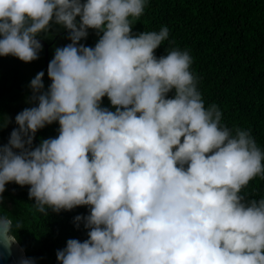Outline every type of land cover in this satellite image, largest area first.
<instances>
[{
	"label": "clouds",
	"instance_id": "clouds-1",
	"mask_svg": "<svg viewBox=\"0 0 264 264\" xmlns=\"http://www.w3.org/2000/svg\"><path fill=\"white\" fill-rule=\"evenodd\" d=\"M147 3L0 0V57L37 60V37L53 23L71 40L48 64V89L43 71L31 80L36 106L16 115L19 127L0 144V208L13 182L30 186L45 217L87 206L74 222L88 238L68 239L60 264H264V198L240 195L264 179V151L205 106L187 50L156 55L167 26L133 32ZM89 29L94 47L80 43ZM56 122L58 135L33 147ZM0 226L14 242L11 220L0 216Z\"/></svg>",
	"mask_w": 264,
	"mask_h": 264
},
{
	"label": "trees",
	"instance_id": "trees-1",
	"mask_svg": "<svg viewBox=\"0 0 264 264\" xmlns=\"http://www.w3.org/2000/svg\"><path fill=\"white\" fill-rule=\"evenodd\" d=\"M164 26L169 29V38L156 55H165V49L170 48L187 50L205 106L216 104L223 113L222 124L250 130L264 151V0H148L133 32H158ZM37 38L48 43L56 39L49 49V62L56 48L71 43L69 31L55 23ZM98 39L96 30L89 29L80 43L94 47ZM44 52L42 48L39 58L30 63L11 55L0 57V144L7 145L11 132L19 127L16 115L36 106L31 100V80L43 71L44 90L51 84ZM102 107L115 110L107 97ZM58 129V122L40 129L33 147L43 139L56 137ZM29 187L6 184L0 216L11 220L9 233L33 264H60L57 251L66 247L68 239L88 238L83 222L77 228L74 218L89 215V208L81 206L60 213L49 209L45 217L35 211ZM240 195L246 202L264 198V179L257 177ZM18 223L21 228H16Z\"/></svg>",
	"mask_w": 264,
	"mask_h": 264
},
{
	"label": "water",
	"instance_id": "water-1",
	"mask_svg": "<svg viewBox=\"0 0 264 264\" xmlns=\"http://www.w3.org/2000/svg\"><path fill=\"white\" fill-rule=\"evenodd\" d=\"M37 39L43 45L45 51L44 63L46 70H48L49 49L56 39L52 43H48L41 38ZM8 235H10L9 232ZM25 258H27V256L22 246L16 239L14 242L7 240L6 234L3 232V228L0 226V264H21V260Z\"/></svg>",
	"mask_w": 264,
	"mask_h": 264
}]
</instances>
